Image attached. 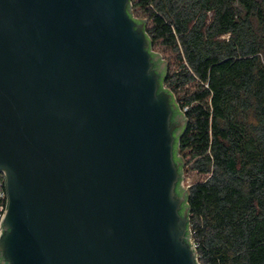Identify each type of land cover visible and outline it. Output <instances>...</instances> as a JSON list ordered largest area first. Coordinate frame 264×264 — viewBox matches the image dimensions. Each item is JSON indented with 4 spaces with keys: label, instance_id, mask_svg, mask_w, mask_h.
<instances>
[{
    "label": "water",
    "instance_id": "obj_1",
    "mask_svg": "<svg viewBox=\"0 0 264 264\" xmlns=\"http://www.w3.org/2000/svg\"><path fill=\"white\" fill-rule=\"evenodd\" d=\"M130 0H0V264H198L175 136Z\"/></svg>",
    "mask_w": 264,
    "mask_h": 264
},
{
    "label": "trees",
    "instance_id": "obj_2",
    "mask_svg": "<svg viewBox=\"0 0 264 264\" xmlns=\"http://www.w3.org/2000/svg\"><path fill=\"white\" fill-rule=\"evenodd\" d=\"M130 2L186 118L176 190L198 264H264V0Z\"/></svg>",
    "mask_w": 264,
    "mask_h": 264
},
{
    "label": "built area",
    "instance_id": "obj_3",
    "mask_svg": "<svg viewBox=\"0 0 264 264\" xmlns=\"http://www.w3.org/2000/svg\"><path fill=\"white\" fill-rule=\"evenodd\" d=\"M186 109V106L182 108V111ZM6 191H5V186H4V176L0 173V222H1V217L3 215L4 209L6 207ZM192 241V240H191ZM192 243L195 246V243L192 241Z\"/></svg>",
    "mask_w": 264,
    "mask_h": 264
},
{
    "label": "rangeland",
    "instance_id": "obj_4",
    "mask_svg": "<svg viewBox=\"0 0 264 264\" xmlns=\"http://www.w3.org/2000/svg\"><path fill=\"white\" fill-rule=\"evenodd\" d=\"M134 16H136L137 18H142L141 16H138V15H136V14H134ZM152 50L153 51H156L157 53H159L160 55H161V57L164 59V60H166V58H165V55H164V53L162 52V51H160L159 49H157V48H152ZM167 62V61H166ZM189 174H191V173H189ZM194 174V173H193ZM192 174V175H193ZM182 184H183V186L184 187H187L188 186V184H189V178L188 177H184V173H183V181H182Z\"/></svg>",
    "mask_w": 264,
    "mask_h": 264
}]
</instances>
